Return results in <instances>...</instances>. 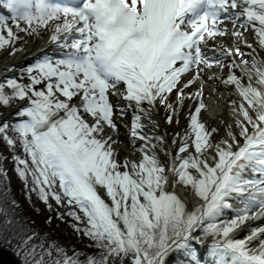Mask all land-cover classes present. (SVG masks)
I'll return each instance as SVG.
<instances>
[{
  "label": "snow or ice",
  "instance_id": "6c2138e0",
  "mask_svg": "<svg viewBox=\"0 0 264 264\" xmlns=\"http://www.w3.org/2000/svg\"><path fill=\"white\" fill-rule=\"evenodd\" d=\"M46 32L0 79V240L22 264H264V0H0V50ZM205 77L237 96L223 134ZM9 160L83 247L20 211Z\"/></svg>",
  "mask_w": 264,
  "mask_h": 264
},
{
  "label": "bare ground",
  "instance_id": "6f19581e",
  "mask_svg": "<svg viewBox=\"0 0 264 264\" xmlns=\"http://www.w3.org/2000/svg\"><path fill=\"white\" fill-rule=\"evenodd\" d=\"M48 35H49L48 33L44 34V37L42 39L41 38L33 39V40L31 39L32 41L28 42L26 44L24 43L23 40L18 42L16 46L20 47L21 44H24V49H23V51L16 52L14 55L9 54V52L11 51L10 48H6L5 50H3L0 53V76L4 75V72H9V74L14 73V70H11L12 67H8L6 69L5 65L17 66L18 64H20V62L25 61V60L29 59L30 57L34 56V54L40 53V51H38L39 49L46 50L48 48H51V46H50L51 44L48 43ZM219 73L222 75L221 70L219 71ZM215 82H216V84H218V82L216 80H215ZM205 87H206L205 88L206 93H210V95L207 96V100L209 101V103L212 104V105H210L211 106V108H210L211 112L207 116H205V119H206V121L211 123L212 127L219 128L221 134H223V132L225 131V124H223V122H220V120H218V117L223 116L224 121H228V122L232 121L233 117L231 115L229 101L231 99H233V97L229 96V94L226 96H222V95L218 94L217 92H215L214 88H211V90H210L209 87H207V86H205ZM231 90H232V93H234V90L233 89H231ZM224 95H225V93H224ZM210 96H212V97L209 99ZM129 116L125 118V123H130L131 119L129 118ZM161 119L163 120V118H161ZM165 126L167 127L170 135L174 134L175 132H180L179 128L176 125L169 126L168 124H166V121H165ZM125 143L128 144L127 139H125ZM128 152H131V147H129ZM133 155L135 158H138L135 156V154H133ZM177 188H178V191L183 193L185 195V197L187 199H189V201L191 203V197L188 196L187 189L183 185H178ZM196 202L199 203L200 201L197 200ZM0 246L7 248L6 246H2V245H0Z\"/></svg>",
  "mask_w": 264,
  "mask_h": 264
},
{
  "label": "rangeland",
  "instance_id": "374dc122",
  "mask_svg": "<svg viewBox=\"0 0 264 264\" xmlns=\"http://www.w3.org/2000/svg\"><path fill=\"white\" fill-rule=\"evenodd\" d=\"M20 35L21 36H23L24 34L23 33H20ZM246 35H248V37H249V40L250 41H253V36H252V34L251 33H246ZM33 39H39V38H35V37H27V40H28V42H31ZM253 42H255V41H253ZM226 44H229V45H232V41L231 40H227L226 41ZM5 50V49H4ZM3 50H0V53L2 52ZM33 60V58H29V59H27V63L28 62H31ZM25 61H23V62H21L20 64H18V66L19 67H17V69H11V70H16V71H18V69L19 68H22L24 65H27V63H26ZM226 71V70H225ZM5 75H3V76H0V79H2L3 77H4ZM14 76V75H13ZM25 80H26V77H25ZM207 85V87H209L210 88V90H211V88L213 87L212 86V84H206ZM186 91H188V89L186 90ZM213 91V90H212ZM227 93L224 95V91H221V92H217L218 94H220V95H222V96H226L227 94H229V96H232L233 97V99H236L237 98V96L234 94V93H232V90H231V88H227ZM212 97V96H211ZM210 99V98H209ZM189 104H191L192 103V101L190 100L189 102H188ZM209 105H212L211 103H208ZM195 105H193V107H194ZM210 108H211V106H210ZM14 109H11V110H5V111H13ZM130 116H129V118L131 119V114H129ZM164 116H165V113H164V111L163 110H161V112H160V117L161 118H164ZM218 120H220V122H223V124H225L224 122V119H223V116L221 117V116H219L218 117ZM167 124V123H166ZM169 126H172V125H169ZM178 128H179V131L180 132H182L183 130H185V129H187V127H188V109H187V106L185 107V109H184V111L181 113V123H180V125L179 126H177ZM125 144H127V143H125ZM130 147V146H129ZM129 149V148H128ZM123 154H126V153H123ZM122 154V155H123ZM8 168H9V175H10V185H15V179L17 178V173H16V171H15V169L13 168V162L11 161V160H9L8 161ZM26 199H27V202H28V204H29V206H28V208L30 209V211L33 213L32 214V218L33 219H35L36 221L38 220V219H40L39 218V216H41V218H42V220H41V222H42V224H45L44 223V221H45V217H46V215L48 214V212H47V209H46V207L44 206V204H43V202L42 201H40L39 200V198L38 197H36L35 196V194H33V196H32V198L31 199H29L28 198V196H26ZM34 205L36 206V207H34ZM36 208H43L44 209V213L43 214H41V213H39L37 210H36ZM61 210H63V209H61ZM69 219H71V218H69ZM256 224H260L261 223V221H256L255 222ZM45 229V231H49V232H53V231H55L56 229L57 230H60L61 231V234H63V236H68L69 237V239L71 240V241H77V239H76V237L75 236H73L72 235V229H71V226L69 225V224H67V223H64V222H61L59 219H57L56 221H55V223H53L51 226H47V227H45L44 228ZM247 234V232H243V233H241L240 234V236H241V238L244 236V235H246ZM81 247H83V244L80 242V246H77V248H81Z\"/></svg>",
  "mask_w": 264,
  "mask_h": 264
},
{
  "label": "trees",
  "instance_id": "16d2710c",
  "mask_svg": "<svg viewBox=\"0 0 264 264\" xmlns=\"http://www.w3.org/2000/svg\"><path fill=\"white\" fill-rule=\"evenodd\" d=\"M15 181L16 182H15V185L14 186L13 185H10L11 193H12L13 197L17 200V202H18V204L20 206V211L24 215L31 217L33 213L28 208L29 204H28L27 199H26V196L27 195H26V191L24 189V185H23L22 181L19 179L18 176L15 179ZM39 218L40 219H38L36 221V226L39 227V228H41L42 230H45L44 228L47 227L48 225L42 224V222H41V220H42L41 216H39ZM52 236L54 238H57V239H59L61 241H64V242L70 241L72 244H75L76 247L77 246H80V242H78V241H76V242L75 241H71L68 236H63V234H61V231L60 230H57L56 229L55 231H53L52 232ZM0 245L6 246L11 251H13L17 255V257L20 259L21 264H22V257L19 256L16 253V250H15V248L12 245L5 243L3 240H0Z\"/></svg>",
  "mask_w": 264,
  "mask_h": 264
},
{
  "label": "water",
  "instance_id": "95a60500",
  "mask_svg": "<svg viewBox=\"0 0 264 264\" xmlns=\"http://www.w3.org/2000/svg\"><path fill=\"white\" fill-rule=\"evenodd\" d=\"M0 264H20V261L8 248L0 246Z\"/></svg>",
  "mask_w": 264,
  "mask_h": 264
}]
</instances>
